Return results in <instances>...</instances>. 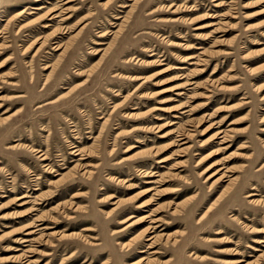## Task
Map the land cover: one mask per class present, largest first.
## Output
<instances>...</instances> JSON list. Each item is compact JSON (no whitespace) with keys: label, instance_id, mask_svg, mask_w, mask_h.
Segmentation results:
<instances>
[{"label":"rangeland","instance_id":"rangeland-1","mask_svg":"<svg viewBox=\"0 0 264 264\" xmlns=\"http://www.w3.org/2000/svg\"><path fill=\"white\" fill-rule=\"evenodd\" d=\"M262 240L264 0H0V264H264Z\"/></svg>","mask_w":264,"mask_h":264},{"label":"bare ground","instance_id":"bare-ground-1","mask_svg":"<svg viewBox=\"0 0 264 264\" xmlns=\"http://www.w3.org/2000/svg\"><path fill=\"white\" fill-rule=\"evenodd\" d=\"M37 1H43V0H37ZM68 1H70V0H68ZM51 12V15H55V16H53L52 18H55V17H57V15L55 14V12H56V10H52V11H50ZM44 27H49L50 25L49 24H44L43 25ZM190 58H195V56H191ZM131 79H133V80H137L138 79V77H134V76H132L131 77ZM173 124V123H172ZM140 129H142V128H140ZM222 132L223 131H220V132H217V133H215V135H217L216 136V139H219V138H221V137H223V136H220L221 134H222ZM172 132H169L168 134H171ZM175 133V132H174ZM181 135H183L184 137L182 138H179V140H177V141H183V140H185L186 138H188V135H189V133H182ZM166 135H162L161 137H165ZM181 144H185V143H181ZM163 160H160V161H158V162H162ZM146 176H149V177H155V176H159V175H157L155 172H150L148 175H146ZM149 182L150 183H157L158 181L157 180H154V179H151V180H149ZM148 191L147 192H151V191H153V190H155V188L152 186L151 188H149V189H147ZM26 197V195H24V196H22V197H20V198H25ZM157 221H159V219H155V220H152V222H157ZM33 227V225H28L25 229L26 230H28L27 232H26V234L27 235H32V234H34L36 231L34 230V229H30V228H32ZM151 228L153 229V226L152 227H149V228H147V229H145L144 231H143V234L145 235L146 233H149L150 231H151ZM150 229V230H149ZM155 238V236H152V237H150L149 239H154ZM29 241V239L28 238H24L23 240H22V242H28ZM260 242H264L263 240L262 241H260ZM152 245H150L149 247L150 248H153V246H154V243H151ZM125 245H128V246H130L131 245V242L130 243H127V244H125ZM256 250H259L258 248L256 249ZM31 252V251H30ZM141 252H145V251H141ZM153 252H158V251H153ZM145 259V258H144ZM30 259H28V260H26V261H29ZM32 262V261H31Z\"/></svg>","mask_w":264,"mask_h":264}]
</instances>
